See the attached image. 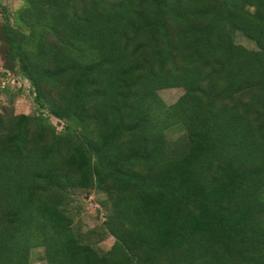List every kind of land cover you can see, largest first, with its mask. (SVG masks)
<instances>
[{
	"label": "trees",
	"instance_id": "trees-1",
	"mask_svg": "<svg viewBox=\"0 0 264 264\" xmlns=\"http://www.w3.org/2000/svg\"><path fill=\"white\" fill-rule=\"evenodd\" d=\"M9 75L36 110L0 108V264L35 247L46 264H264V0L0 7L10 103ZM78 189L104 196L86 231Z\"/></svg>",
	"mask_w": 264,
	"mask_h": 264
},
{
	"label": "rangeland",
	"instance_id": "rangeland-1",
	"mask_svg": "<svg viewBox=\"0 0 264 264\" xmlns=\"http://www.w3.org/2000/svg\"><path fill=\"white\" fill-rule=\"evenodd\" d=\"M24 4L25 0H0V7H5L10 14H13ZM235 39L237 42L246 46L254 47V44L239 32L235 33ZM15 77L9 75V78L5 79L2 85L6 86L8 84L10 92H16L18 94L10 103L8 102V96L6 94L1 95L0 108L5 105L11 106L16 113H31L35 111L36 106L33 102L31 90L27 81L23 77ZM19 88L21 89L18 90ZM159 93L168 104H172L183 94V89L181 87L163 88L159 90ZM52 120L55 122V119ZM72 197L71 210L74 213L77 225H79L83 231L98 225L102 221L103 213L99 202L104 197L103 194L93 190L85 191L78 189L72 192ZM112 243L113 237L107 236L102 241H99L97 246L101 250L106 251L110 248ZM30 264H46L43 257V248H33Z\"/></svg>",
	"mask_w": 264,
	"mask_h": 264
},
{
	"label": "built area",
	"instance_id": "built-area-1",
	"mask_svg": "<svg viewBox=\"0 0 264 264\" xmlns=\"http://www.w3.org/2000/svg\"><path fill=\"white\" fill-rule=\"evenodd\" d=\"M3 81H4V80H3ZM3 81H2V82H3ZM3 84H4V82H3ZM1 85H2V84H1ZM2 86H4V85H2Z\"/></svg>",
	"mask_w": 264,
	"mask_h": 264
}]
</instances>
